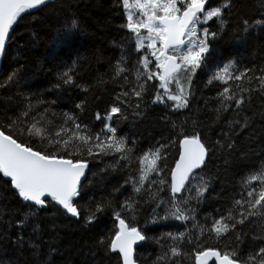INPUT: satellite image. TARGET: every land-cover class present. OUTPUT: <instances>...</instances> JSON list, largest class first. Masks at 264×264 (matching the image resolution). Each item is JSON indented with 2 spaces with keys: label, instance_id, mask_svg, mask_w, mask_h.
<instances>
[{
  "label": "snow or ice",
  "instance_id": "6c2138e0",
  "mask_svg": "<svg viewBox=\"0 0 264 264\" xmlns=\"http://www.w3.org/2000/svg\"><path fill=\"white\" fill-rule=\"evenodd\" d=\"M100 6L0 0V264H264V0H113L120 55L62 56ZM41 30L55 83L16 97L46 71ZM140 125L158 129L147 147ZM64 221L89 235L66 244Z\"/></svg>",
  "mask_w": 264,
  "mask_h": 264
},
{
  "label": "trees",
  "instance_id": "16d2710c",
  "mask_svg": "<svg viewBox=\"0 0 264 264\" xmlns=\"http://www.w3.org/2000/svg\"><path fill=\"white\" fill-rule=\"evenodd\" d=\"M97 3L100 4V7H97L94 10L93 19L88 22V33L82 35L78 41L74 43L71 47H66L63 52L60 54L64 57H67L68 55H74V49L79 48L81 51H83L86 47H92V46H99L103 44L105 47V56H110L113 58H116L120 55L118 49H112L107 46V41L110 40L112 37L120 38V36L123 35V33L119 32L117 30V25L121 24L123 20L119 18L114 12L110 11L113 0H97ZM213 3H215V0H213ZM31 20V17H25L23 21H21L20 25L17 27V32H23L25 30V25L28 24V22ZM106 21H110V23L106 24ZM27 38V35H25V39ZM51 35L46 34L45 31L41 30L40 32V39L37 41L35 47H34V59L37 61H40L43 63L44 68L46 71H37L35 67H32L26 74L25 79L18 85L15 86L13 90V95L16 97L20 96H27L30 93L33 92H43L46 89H49L52 84L55 83V69L53 68L52 62L49 58V53L51 51ZM260 42L257 40H251L249 41L247 47V51L244 52V55L251 56L255 53V49L257 45ZM59 51V50H57ZM233 49L227 47L226 45H221L220 47V53L224 56H227L229 52H232ZM5 65H7L8 61H3ZM99 67L100 72H104L107 70L108 65L102 64ZM48 69H52L51 71H47ZM198 80L200 81V88L204 89V95L205 96H214L215 90L214 89H205L204 88V74L201 73L198 77ZM54 93L49 95L47 98L52 99L54 98ZM76 96L79 95L78 90L73 89L70 93H64L63 99L60 102L59 109L58 110H70L72 105L69 101V96ZM100 108H103V104L100 105ZM96 108L92 107L90 109V112L88 114V119L92 118V115L94 114ZM97 128L102 127V124L97 123ZM121 134H124L128 132V126L127 125H121ZM141 133H143L144 142L142 143L141 147H147L148 144L151 142V137L154 135H158V129H153L152 127L146 126V125H140L138 129ZM35 144H39V140H34ZM104 167L103 164H99L98 162L94 163V166L92 168V171H96L97 168ZM123 176L117 175L114 180H112L111 184L108 185V190H111L112 184L117 183L118 181H122ZM219 184L216 185L217 190H219ZM130 191V189H129ZM122 198V197H121ZM81 204L84 205L85 201H81ZM215 207L213 204L211 207H205L203 209L204 212H210L212 211V208ZM150 211V209H149ZM65 224H72V227L64 233L65 236V243H71L75 240H80L82 237L86 238L89 234L84 233L81 231L76 230V226L73 222L70 221H64ZM104 223L107 225V227H111V221L108 217L104 218ZM140 223L143 224V218L140 219ZM161 230H169V229H160L156 228V231L159 232ZM175 230V229H171ZM149 253H152L154 256V252L151 246L140 248L138 249V254L147 256Z\"/></svg>",
  "mask_w": 264,
  "mask_h": 264
},
{
  "label": "flooded vegetation",
  "instance_id": "af4514ba",
  "mask_svg": "<svg viewBox=\"0 0 264 264\" xmlns=\"http://www.w3.org/2000/svg\"><path fill=\"white\" fill-rule=\"evenodd\" d=\"M204 79H205V80L207 79V76H206V75H204Z\"/></svg>",
  "mask_w": 264,
  "mask_h": 264
}]
</instances>
